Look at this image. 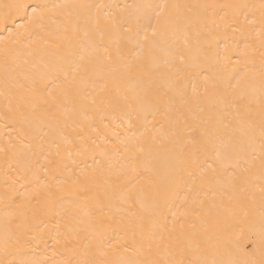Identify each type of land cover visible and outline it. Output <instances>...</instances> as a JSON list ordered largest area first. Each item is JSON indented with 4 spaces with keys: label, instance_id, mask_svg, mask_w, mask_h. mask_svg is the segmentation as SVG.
<instances>
[{
    "label": "snow or ice",
    "instance_id": "obj_1",
    "mask_svg": "<svg viewBox=\"0 0 264 264\" xmlns=\"http://www.w3.org/2000/svg\"><path fill=\"white\" fill-rule=\"evenodd\" d=\"M2 7L6 29L25 21L5 40L47 58L17 74L5 44L0 120L21 125L22 147H0V264H264V0ZM88 156L101 159L80 168ZM193 173L219 199L211 224L203 201L172 211ZM257 210L252 258H230L222 218ZM37 233L51 257L26 258Z\"/></svg>",
    "mask_w": 264,
    "mask_h": 264
},
{
    "label": "bare ground",
    "instance_id": "obj_2",
    "mask_svg": "<svg viewBox=\"0 0 264 264\" xmlns=\"http://www.w3.org/2000/svg\"><path fill=\"white\" fill-rule=\"evenodd\" d=\"M14 0H0V93L4 91V48L7 44L10 49V61H14V66L16 68L17 74H22L30 69V65L35 63L40 55H45L42 52L36 50V46L32 45L29 41L21 39L16 42L15 39L5 40L8 36V30L16 31L17 25L24 23L25 21L21 19H16L15 23L12 20H8V29L4 27L3 21V5L13 3ZM59 2H80V3H104V4H125L140 2V0H59ZM157 2V0H153ZM168 2H174V0H168ZM180 3L188 4H224V3H249L258 4L259 0H179ZM243 21V16L240 17ZM20 33H24V29H20ZM231 30H229V39L225 41L224 35H220V50H223L225 43L231 45L234 43L235 38L230 36ZM45 58L47 56L45 55ZM193 75L194 81L198 80L195 73L199 71L198 69H189ZM5 100L4 96L0 95V112L5 110L4 108ZM27 127L26 125L24 126ZM21 139V125L12 124L8 122V126H5V121L0 120V147L8 146L9 142L11 145L21 148L19 144ZM31 139V137H29ZM28 141H25L27 143ZM35 143V141H33ZM151 158L154 159L156 163H162L164 161L165 154L163 149L159 146H153L150 149ZM101 159L97 156L93 159L91 156L87 158H77V164L80 168H94L96 167V160ZM40 162L44 163L43 157L40 158ZM7 166L6 157L3 152H0V191H2V181L3 175L2 170ZM75 167V166H74ZM23 183V181L21 182ZM19 187V185H17ZM22 190V189H21ZM194 201H203V204L197 208V204ZM172 211L177 212V214L190 212L193 208H197L201 213V220H206L211 224L213 216L220 211L219 199L213 197L211 190L206 184H202L199 173H193L191 175H186L182 181L180 188L178 189V194L171 204ZM2 209V205H0ZM3 215L2 210H0V216ZM189 219L195 220V215L189 217ZM51 227V225H49ZM219 240L222 248L229 254L230 258L236 259L238 261H244L250 259L248 255L251 248V241L258 240L260 236V221H259V211H249L248 216L243 213H238L235 216H229L222 218L221 223L218 226ZM37 235V240L33 242L30 248L25 249L28 252V257L30 259H44L46 257L52 256L53 241L49 238L47 234L40 238V234ZM54 235V233H53ZM44 241H47V245ZM47 247V251L45 248ZM35 250V251H33ZM256 259L259 258L257 253Z\"/></svg>",
    "mask_w": 264,
    "mask_h": 264
}]
</instances>
